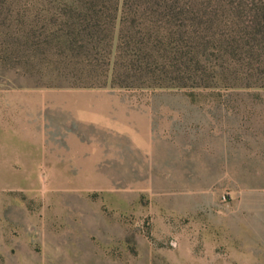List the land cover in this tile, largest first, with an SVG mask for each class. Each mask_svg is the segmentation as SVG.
<instances>
[{
  "label": "rangeland",
  "instance_id": "374dc122",
  "mask_svg": "<svg viewBox=\"0 0 264 264\" xmlns=\"http://www.w3.org/2000/svg\"><path fill=\"white\" fill-rule=\"evenodd\" d=\"M0 264H264V0H0Z\"/></svg>",
  "mask_w": 264,
  "mask_h": 264
},
{
  "label": "trees",
  "instance_id": "16d2710c",
  "mask_svg": "<svg viewBox=\"0 0 264 264\" xmlns=\"http://www.w3.org/2000/svg\"><path fill=\"white\" fill-rule=\"evenodd\" d=\"M90 7L87 8V13H85V22L86 24L84 25L85 29L88 30L89 32H99L103 30V18L102 16L106 17V12L104 10H101L100 8L103 6L104 8H108L106 5L100 6L99 3L94 4H89ZM114 10V9H113ZM109 12H112L110 9H108ZM115 11V10H114ZM108 17L113 18L112 14L109 15ZM106 26V23L104 22V27ZM128 41V40H127ZM94 49L96 51V55L101 56L99 50L97 48H90ZM127 49V50H126ZM105 54V53H104ZM109 54V53H108ZM103 58H105V55H102ZM141 62L140 61V53H138L136 50L130 51L128 48H123L120 47L119 50L117 51V64L115 66L114 71L115 77H118V72L121 74V71L123 69H133L134 66L138 65L141 67ZM188 69V68H186ZM117 74V75H116Z\"/></svg>",
  "mask_w": 264,
  "mask_h": 264
}]
</instances>
